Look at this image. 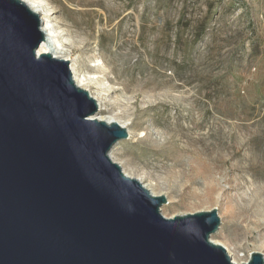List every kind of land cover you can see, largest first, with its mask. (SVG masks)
<instances>
[{
  "label": "rangeland",
  "instance_id": "rangeland-1",
  "mask_svg": "<svg viewBox=\"0 0 264 264\" xmlns=\"http://www.w3.org/2000/svg\"><path fill=\"white\" fill-rule=\"evenodd\" d=\"M42 1L129 132L115 162L167 218L217 209L236 263L264 255V0Z\"/></svg>",
  "mask_w": 264,
  "mask_h": 264
},
{
  "label": "water",
  "instance_id": "water-1",
  "mask_svg": "<svg viewBox=\"0 0 264 264\" xmlns=\"http://www.w3.org/2000/svg\"><path fill=\"white\" fill-rule=\"evenodd\" d=\"M42 19L0 0V264L234 263L212 241L218 210L167 218L155 196L110 157L129 139L94 116L70 63L39 54Z\"/></svg>",
  "mask_w": 264,
  "mask_h": 264
},
{
  "label": "bare ground",
  "instance_id": "bare-ground-1",
  "mask_svg": "<svg viewBox=\"0 0 264 264\" xmlns=\"http://www.w3.org/2000/svg\"><path fill=\"white\" fill-rule=\"evenodd\" d=\"M22 1L26 3L42 19V31L44 32L46 39L39 47L38 53L50 54L57 59L67 60L70 63L73 77L77 86L82 89L88 90L87 88L91 83H93L94 78L85 77L84 74H80V71L78 70V68H76L74 59L71 56V51L68 47L70 44H72L71 39L64 38L62 36L63 30L61 29L62 31H60L59 28L57 27L58 24H55V21L53 20L54 17L52 18V12L50 7H48L45 1L42 0H22ZM91 96L97 101L99 105V112L94 116V118L98 120L106 121L108 123L114 122L113 119L106 120L100 117V113L103 110L102 104L100 100L97 99L95 96H93L92 94ZM110 157L115 162L112 151L110 152ZM126 175L132 179L137 180L139 183H141L144 186V188L150 191V189L148 188L149 186L147 184H144L140 179L132 177L128 174ZM212 241L216 244H220L215 240ZM233 262L236 263L234 259Z\"/></svg>",
  "mask_w": 264,
  "mask_h": 264
}]
</instances>
